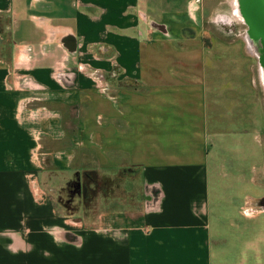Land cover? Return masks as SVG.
I'll return each instance as SVG.
<instances>
[{
  "label": "crops",
  "instance_id": "0c3cea01",
  "mask_svg": "<svg viewBox=\"0 0 264 264\" xmlns=\"http://www.w3.org/2000/svg\"><path fill=\"white\" fill-rule=\"evenodd\" d=\"M202 12L0 0V264H264L254 56ZM93 172L133 196L85 206Z\"/></svg>",
  "mask_w": 264,
  "mask_h": 264
},
{
  "label": "rangeland",
  "instance_id": "374dc122",
  "mask_svg": "<svg viewBox=\"0 0 264 264\" xmlns=\"http://www.w3.org/2000/svg\"><path fill=\"white\" fill-rule=\"evenodd\" d=\"M236 2V0H235ZM251 2L256 5V2H259L258 0H238L237 4V12L240 13V11L243 14L242 7L244 4L248 3L251 5ZM260 3L263 5L264 0H260ZM203 5V16L201 17L200 21L202 24V30L200 34L195 33H186V39L189 41L204 43L207 46L211 44L212 41H240L243 42L242 38H245V32L246 25L244 24V21L236 16L235 8H234V0H202ZM222 11V13H227L228 15H231V18L235 22V26L232 29L227 28L226 26H223L224 29H219L212 21V18L214 17V14L216 12ZM230 31V32H229ZM250 51V50H249ZM251 52V51H250ZM252 53V52H251ZM253 54V53H252ZM253 71L252 74L255 78L256 83V95H257V121H260L261 124V139L264 142V84L262 82L259 66H258V59L253 54ZM259 118V119H258ZM99 175V174H98ZM131 179H128L126 177L122 178H108L105 176H98L99 185L92 186L88 185V194L86 198L84 199L85 206H93L94 208H97L98 206L104 203L102 199L103 195L107 193H112L113 196H118L119 199H124L127 196L131 198L133 194L132 192L125 191L123 189V185L132 186L134 185L131 181ZM88 181V179L85 177L82 182ZM134 182V181H133ZM101 190L103 192H101ZM95 196V199H94ZM123 196V197H122ZM107 203V200L106 202Z\"/></svg>",
  "mask_w": 264,
  "mask_h": 264
},
{
  "label": "water",
  "instance_id": "95a60500",
  "mask_svg": "<svg viewBox=\"0 0 264 264\" xmlns=\"http://www.w3.org/2000/svg\"><path fill=\"white\" fill-rule=\"evenodd\" d=\"M256 2V5L251 2L244 4L242 7L243 21L247 24V34L245 41L248 49L257 57L258 66L264 84V4ZM75 45V41H73Z\"/></svg>",
  "mask_w": 264,
  "mask_h": 264
},
{
  "label": "flooded vegetation",
  "instance_id": "af4514ba",
  "mask_svg": "<svg viewBox=\"0 0 264 264\" xmlns=\"http://www.w3.org/2000/svg\"><path fill=\"white\" fill-rule=\"evenodd\" d=\"M237 4H238V0H236V2H235V12L234 13L236 14V16H238L239 18H241L243 20L245 18L243 17L244 15L242 14V12L240 11V13H239L236 10L237 9ZM218 22L220 24H222L223 26H226L229 29H232L235 26V22L231 18V15H228L227 13H223L222 15H219L218 16ZM244 24L246 25V29H247L248 28L247 24L245 22H244ZM245 33L247 34V31H245ZM84 183H85V181L82 182V189L83 190H84V187H85ZM75 186L76 185L74 184L73 187H75ZM261 203H264V198L255 201V206L258 208Z\"/></svg>",
  "mask_w": 264,
  "mask_h": 264
},
{
  "label": "trees",
  "instance_id": "16d2710c",
  "mask_svg": "<svg viewBox=\"0 0 264 264\" xmlns=\"http://www.w3.org/2000/svg\"><path fill=\"white\" fill-rule=\"evenodd\" d=\"M89 175L86 177L87 179H88V181H85V183H84V193H85V195L87 196V194H88V185H92V186H97V185H99L100 183H99V181H98V173H94L93 172V174L92 173H88ZM90 174H92V175H90Z\"/></svg>",
  "mask_w": 264,
  "mask_h": 264
}]
</instances>
